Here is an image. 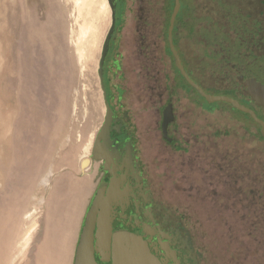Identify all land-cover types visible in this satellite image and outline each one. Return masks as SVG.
Instances as JSON below:
<instances>
[{
    "label": "rangeland",
    "instance_id": "1",
    "mask_svg": "<svg viewBox=\"0 0 264 264\" xmlns=\"http://www.w3.org/2000/svg\"><path fill=\"white\" fill-rule=\"evenodd\" d=\"M213 1L216 6L219 5L218 0H194L201 10L199 14L202 15L203 10ZM253 1L242 0L246 4H252ZM26 2L37 9L41 23H46V15L50 9L48 0ZM147 3L155 16L153 27L156 34L151 37L152 43L163 46L165 29L161 17L157 16L162 0H147ZM132 6L134 8L131 3L129 8ZM69 10L72 14L71 5ZM71 14L69 25L75 27ZM185 14L190 16L188 10ZM182 17L183 12L178 20ZM13 19L11 16L12 27L7 29V34H11L7 36L11 46H14L19 33V29L15 31ZM134 22V15H130L125 28H131ZM186 28L191 29L188 25ZM39 29L41 28H36L37 32H41ZM108 33L105 31L103 38L101 37V50ZM202 34L200 33L201 38L204 39ZM39 36L42 40L38 37L37 41L42 46L49 43L47 34ZM134 39L130 36L123 37L122 45L126 46L127 51L132 50ZM136 43H142L140 38ZM12 49V73L0 76L3 109H16L18 113L13 122L15 128L12 127L10 133L8 153L11 158L6 164L0 163V264H4L14 251L20 225L22 228H29L34 222L36 230L33 231L26 259L21 264H44L50 238L46 223L47 208L50 211L52 192L59 188L55 192L58 199L73 189V182L84 183L82 181L88 177L89 172L78 168L79 158L76 157H79L82 147L91 138V158L96 160L95 143L107 116L105 92L100 77L102 51L96 53L99 55H95V59L91 57L86 60L87 63L79 62L76 54L72 53L70 62L62 70H55L54 76L52 71H47L48 78L42 75L43 80L38 85L27 86V95L42 113V120L37 124L28 110L26 116L20 111L18 94L21 78L15 69L17 53ZM188 49L196 56L202 54L201 45L195 44L193 40ZM185 88L192 92L187 84ZM180 99V104L176 105L178 131L174 148L169 146L161 149L156 144L149 147L146 163L155 182L156 194L164 199L170 214L182 220L196 250L202 256L201 264H264V138L260 135V127L252 122L255 115L234 110L231 105L222 102L208 104L197 94H192L190 98L183 94ZM22 117L28 126L26 124L20 130L16 125L22 121ZM54 133L62 136V139L68 134L71 141L58 150L54 161H46L48 164L54 163L55 170V176L53 175L50 186L46 187L47 190L44 188L43 191L40 189L35 192L31 189L28 193L34 181L31 178L34 161L39 157V163L46 160L48 152L44 153V146L49 144L52 148ZM57 145L58 143L55 144L56 147ZM95 162L100 165L99 160ZM65 176L67 178L62 180H68L69 187L63 194L58 183ZM24 198L27 200L22 207L19 203H23ZM41 198L45 199L38 205ZM40 206L42 207L39 208ZM73 206L77 208L76 203ZM27 215H32V218H27ZM32 219L35 221L31 223ZM50 224L48 221V227ZM65 238L67 240L68 237Z\"/></svg>",
    "mask_w": 264,
    "mask_h": 264
},
{
    "label": "flooded vegetation",
    "instance_id": "2",
    "mask_svg": "<svg viewBox=\"0 0 264 264\" xmlns=\"http://www.w3.org/2000/svg\"><path fill=\"white\" fill-rule=\"evenodd\" d=\"M179 1L172 39L190 78L207 94H220L246 105L264 122V107L247 93L252 77L264 87V0L252 4L218 0L217 6L213 1L202 15L194 0ZM131 3L134 8H129ZM114 4L115 30L102 64L110 114L96 151L104 166L98 177L96 208L104 206L109 212L114 236L135 237L161 264H201L202 256L182 220L170 214L164 199L156 194L146 163L151 145L174 148L176 105L181 96L199 95L192 87V92L186 91L188 83L170 50L175 0H162L158 9L165 29L163 46L152 43L155 16L147 0H115ZM187 10L191 17L186 16ZM181 12L184 17L178 20ZM130 15L135 22L126 29ZM40 33L45 35L44 30ZM126 36L135 38L129 51L122 45ZM192 40L201 45L202 54L190 53ZM33 42L42 46L37 39ZM252 122L260 127L261 135V125L254 118ZM97 192L89 197L88 209L93 207Z\"/></svg>",
    "mask_w": 264,
    "mask_h": 264
},
{
    "label": "bare ground",
    "instance_id": "3",
    "mask_svg": "<svg viewBox=\"0 0 264 264\" xmlns=\"http://www.w3.org/2000/svg\"><path fill=\"white\" fill-rule=\"evenodd\" d=\"M48 5L50 6L48 14L46 15L48 23H41L38 17L37 9L30 7L29 3L26 2V0H19V1L0 0V76L5 73H12L11 67H12L13 57H11V55L13 52L12 48H14L15 49L14 51H16L17 53L16 54L17 68L15 69H17L18 75L21 78V86L18 94L19 96L18 102L21 106L20 111L23 115L28 110L31 113V116L35 118L33 119V121L37 122V124L42 120V117L40 115L42 113L40 112L38 105L34 103V100H31V98L27 95V90H28L27 86L30 84L38 85L40 81L43 80L42 75L47 77V71H52L54 76L55 70L57 71L62 70L65 64L70 62L69 57H73L72 53L76 54L78 61L81 63L83 61L86 62V60H90L91 57L94 58L96 53H99L101 50V45H102L101 37L103 36V33L105 31L109 32V29L112 25V10L109 4V0H48ZM70 5L73 8L72 14L70 13L69 10ZM70 14L72 17L71 19H73L72 24L75 23V27L73 25L70 27L69 25ZM11 16L14 18L13 26L16 27L15 31L19 29L18 37L15 38L14 46H11V43L7 38L8 34L10 33L9 32L7 34V29L12 27L10 21ZM68 26L70 27L69 29ZM37 27H40L42 30H44L45 34L51 33V31L55 32L53 33V36H50V38L48 39L49 43L47 45L44 44L45 46H40L37 45L36 42H33L34 39L36 40L41 34L40 32H37L36 30ZM9 36H11V34H9ZM71 46L73 47L72 50H71ZM98 55H96V57ZM44 57L45 59L44 61H42L41 58ZM54 78H56V76ZM1 90H2V81L0 79V163L6 164L11 158V154L8 153L9 142L11 139L10 133L12 131V127L15 128L13 126V122L15 120V116H17L18 113L16 109H7V108L3 109V105L1 103V97H2ZM23 119L24 118L22 117V121H19L18 125H16V127H18V129L20 130L22 128L24 129V127L27 124V122L24 121ZM52 140H53L52 148L50 147L49 144L48 146L46 145L44 146V153L46 154V151L48 152V155H46V160L44 162L39 163L38 162L40 158L39 157L38 160L35 159L34 161V165L32 166L33 174L31 177L32 180L34 181L29 187L28 193L31 192L30 191L31 189H34L35 192L36 191L39 192L40 189L42 190L46 188L48 185L50 186L51 179L55 173L54 165H53L54 163L52 164L50 162L48 164L46 161L47 159H51V161L52 160L54 161L55 154L58 152L59 149H62L64 146L68 145V143L71 141V136L67 134L65 138L62 139V136H59L58 134L54 133ZM56 143H58L57 147L55 146ZM91 144H92V138L89 140L88 143H86L82 147L79 157H76L79 158V160H77L78 168H80L84 172L87 173L89 172V175L87 178H85L82 181L84 182L82 184L80 182H73V185L75 186L76 189L72 191L73 193L75 192L78 194L76 205L77 206L80 205V206L78 207L79 211L73 213V217L71 220L68 218L67 215L64 217L62 216V220L60 219L57 220V217L61 216L62 214L60 213L58 209L59 207L56 204L58 195L55 194V192H57L59 188H57L54 192H52L51 197L52 198L54 197L55 201L50 198L51 208L49 209H50V215L52 217L54 216V218L50 220L51 222L50 224L51 227L49 229L50 238H49L48 246L46 248V256H45L46 262L44 261V264H75L76 263V259H77L76 255L78 252V245H79L78 240L80 238L81 231L84 228L89 212V209L87 208L84 200L89 196V194L91 196L94 193L96 194V192L98 191V185H99L98 177L104 168L103 163L100 162L99 165V163L95 162L97 159L95 161L92 160L93 158H91L92 156L90 151V149L92 148ZM67 182L68 180H62V182L59 184V186H61L63 190V194H65L64 192L66 191V188L69 187V184ZM73 185H71V187H73ZM98 193L99 192H97V194ZM26 198H24L23 203L22 202L19 203L22 205V207L25 201L27 200ZM32 199L34 200V198ZM44 199L45 198H43V200ZM43 200L41 198V200L37 202L38 205H41ZM41 207L42 206H40L39 208ZM28 217L32 218V215L31 216L27 215V218ZM33 220L34 219H32L31 223L33 222ZM27 223H30V221ZM60 225L64 227L63 232L65 233L64 235L68 237L67 240L64 237L62 238L58 237L54 233L55 227L57 228ZM36 226H37L36 222L32 223V225L29 228H24V227L22 228L20 225L14 251L12 252L10 258L3 262L4 264H21L26 259L27 256L26 254L28 252L29 246L33 238L32 234H34L33 231L36 230L35 229ZM51 232L52 234L50 235ZM60 250L61 252H59Z\"/></svg>",
    "mask_w": 264,
    "mask_h": 264
},
{
    "label": "water",
    "instance_id": "4",
    "mask_svg": "<svg viewBox=\"0 0 264 264\" xmlns=\"http://www.w3.org/2000/svg\"><path fill=\"white\" fill-rule=\"evenodd\" d=\"M115 0H109V4L112 10V25L107 34L103 49L102 55L100 58V77L102 79V64L104 62V57L109 48V42L112 38V35L115 30ZM180 6V1L175 0V11L171 19L170 28H169V44L170 50L174 56L175 65L179 70L180 74L183 76L185 81L191 86L196 92L208 103H226L231 105L234 110L240 111L245 114H249L254 116V113L251 109L243 106L237 100L225 97V96H217L207 94L203 88L196 84L186 72L184 66L182 65L181 59L179 58L177 51L173 45L172 39V30L174 26V21L176 17V13ZM48 23V20L46 21ZM53 33H48L47 36H53ZM46 35V34H45ZM49 76L47 75V78ZM103 81V79H102ZM36 85H33L35 87ZM104 88V85H103ZM105 92V90H104ZM247 93L256 99L258 103H260L264 107V87L258 86L255 80L252 77L250 80V84L247 87ZM106 99V95H105ZM107 116L105 118V123H103L101 130L97 136L95 143V152L97 151V145L100 141L103 132L107 128L108 118L110 114V108L105 100ZM170 116V112L168 110L167 113ZM254 120L261 125V135L264 138V122L260 121L258 118L254 116ZM165 128V126H164ZM97 153V152H96ZM96 159L100 161L98 155ZM100 194L98 193L96 199L93 203V207L89 209L88 217L85 222L84 228L81 231L80 238L78 240V252L77 259L75 264H161L155 256H153L148 248L141 244L138 239L131 235H118L114 236L113 227L111 225L110 214L104 206L100 208H96V201L99 198ZM58 236V235H57ZM60 237V236H58ZM67 237V236H61Z\"/></svg>",
    "mask_w": 264,
    "mask_h": 264
},
{
    "label": "crops",
    "instance_id": "5",
    "mask_svg": "<svg viewBox=\"0 0 264 264\" xmlns=\"http://www.w3.org/2000/svg\"><path fill=\"white\" fill-rule=\"evenodd\" d=\"M63 178H67L66 176L65 177H61V179L59 180V183H58V185L62 182V179ZM74 189H72V190H75L76 188H75V186L73 187ZM69 191V193L68 194H65V195H63L62 197H60L59 199H57V201H56V204L58 205V209H59V211H60V213H62L61 214V216H59V217H57V220H62V216L64 217V216H68V218L71 220L72 219V217H73V213H75V212H77V211H79L78 210V207L80 206H77V208H75L73 205H75V203H76V201H77V199H78V194L77 193H73V191ZM54 196V195H53ZM65 196H66V198H65ZM89 197H90V195L84 200V202L86 203V206H87V202L86 201H88V199H89ZM51 199H53L54 200V197L52 198L51 197ZM55 201V200H54ZM59 201V202H58ZM55 203V202H54ZM52 204V203H51ZM68 204V205H67ZM49 208H51V207H49ZM71 210H70V209ZM61 209H62V211H61ZM77 216V215H76ZM52 218H54V216L52 217L51 215H50V211L48 210V208H47V218H46V223H47V230L48 229H50V227L51 226H49L48 227V221H49V223H50V220L52 219ZM77 218V217H76ZM57 226H58V224H57ZM63 230H64V227L63 226H59V227H55V234L56 235H58V236H65L64 234V232H63ZM80 230H81V228H80ZM53 232V231H52ZM52 232L50 233V235L52 234ZM47 235H48V233H47ZM61 252V251H60Z\"/></svg>",
    "mask_w": 264,
    "mask_h": 264
},
{
    "label": "trees",
    "instance_id": "6",
    "mask_svg": "<svg viewBox=\"0 0 264 264\" xmlns=\"http://www.w3.org/2000/svg\"><path fill=\"white\" fill-rule=\"evenodd\" d=\"M190 88H191V86H189ZM209 94H211V95H213L212 93H209ZM214 95H217V96H223V95H220V94H214ZM225 97H227V96H225ZM241 104V103H240ZM243 106H245V107H247L246 105H244V104H242ZM247 108H249V107H247Z\"/></svg>",
    "mask_w": 264,
    "mask_h": 264
}]
</instances>
